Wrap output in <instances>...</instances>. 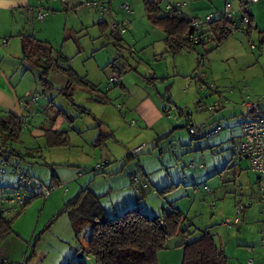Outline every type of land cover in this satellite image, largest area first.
<instances>
[{
	"label": "rangeland",
	"instance_id": "rangeland-1",
	"mask_svg": "<svg viewBox=\"0 0 264 264\" xmlns=\"http://www.w3.org/2000/svg\"><path fill=\"white\" fill-rule=\"evenodd\" d=\"M117 2V6L126 3ZM131 2L136 3L131 8V20L127 18L122 31L117 29L122 37L119 50L108 36L111 24L103 34L96 23L102 19L120 22L125 17L101 14L99 0H90L79 9L56 7L58 11L50 12L48 21L39 20L35 12L25 25L27 31L37 26L38 38L48 39L54 55L57 52L65 55L68 58L65 65L98 89L75 86L70 101L59 92L66 84L62 72H50L48 79L53 88L44 92L40 71L33 65L19 66L13 78L16 90L24 92L21 94L25 100L36 96L37 108L42 104H48L49 108L39 115H28L30 128L23 127L20 141L12 144L21 152L25 147L39 146L41 159L10 155L11 161L47 186L54 168L73 171L75 175L80 170L81 174L65 184L53 183L46 197L32 199L23 211H8L6 217L12 220L13 233L2 241L0 250L5 248L17 256L15 262L28 264H65L66 257L73 258V250L86 245L89 231L85 227L76 236L67 211H60L65 201L88 183V188L99 195L108 217L119 213L112 208L119 200L134 201L149 215L173 207L185 214L182 226L188 227V235L180 233L168 238L165 247L157 252L156 264H181L182 249L178 245L195 240L205 230L227 256V264H264L262 191L248 160L238 156L242 136H228L230 132L238 134L239 126L233 128L224 116L220 119L223 129L207 136L191 135L184 126L189 122L207 123V130L213 129L215 83L222 90L223 101L224 98L239 101L241 96L251 94L253 84L256 87L264 84V0L251 3L243 0V8L238 4L240 0H180L177 5L182 12L200 18L209 11L223 10L225 3L230 2L228 11L251 14L252 33L250 39L232 35L233 39L242 40L241 47L225 44L203 55L206 50L197 46L164 56H160L165 47L161 40L163 32L147 19L142 0ZM57 3L54 5L59 6L60 2ZM127 10L130 11V5ZM109 77H115L118 83L112 84ZM167 85L169 91L164 96ZM148 96L165 105L160 119L151 122L152 115L148 117L150 123L135 115V109L143 107L142 102ZM199 105H203L201 110L197 108ZM82 108L89 112H83ZM58 109L73 117L71 123L63 117L60 125L68 130L70 145L46 146L43 139L31 137L29 131L37 124L52 125V120L43 122L49 113L62 118ZM98 134L104 136L97 144ZM1 140L8 143L4 130L0 129V145ZM135 148H139L138 152H134ZM106 161L105 173L93 171ZM192 162L196 167H191ZM234 164H240L239 174ZM131 175L139 179L137 189L131 186ZM3 177L12 184L16 182L12 175ZM170 184L176 186L163 192ZM237 207H241L238 213L241 221L234 224ZM257 257L262 260L252 263L251 259ZM81 260L83 264L94 263L87 254Z\"/></svg>",
	"mask_w": 264,
	"mask_h": 264
},
{
	"label": "trees",
	"instance_id": "trees-1",
	"mask_svg": "<svg viewBox=\"0 0 264 264\" xmlns=\"http://www.w3.org/2000/svg\"><path fill=\"white\" fill-rule=\"evenodd\" d=\"M167 4L171 6L169 9L165 8ZM238 4L241 8L244 7L243 0H240V3ZM176 6L177 5L169 2L162 5V0H143L142 9L144 10L147 19L151 21L152 25L161 29L164 34L163 41L164 46H166L164 54L176 55L184 49H195L197 46L204 47L210 42L212 44L215 43L217 46L218 43L222 42L227 37L220 35L216 31V26L223 23H231L235 19L224 18L225 13L219 17H215L217 25L215 26L212 37L202 43L192 44L187 39V32L190 28L188 20L189 15L184 14L181 11L178 12L180 9ZM247 15L250 21L248 25L249 33L247 34L249 37L253 26L251 25V14L248 13ZM109 16H111L110 13ZM121 22L122 21L115 22L117 23V27H111L108 34L113 45L118 47V50L120 49L119 47H121L122 37L117 32V29L124 27ZM96 24L104 34L106 28L109 27V24L111 23H106V21L103 20ZM20 36V52H22L21 60L27 64L34 65L40 71L39 80L44 92L53 88V85L48 79V75L54 70L62 72L66 76L65 87H62L59 92L60 94L65 95L70 101H72L71 96L75 86L93 91L98 89V87L92 85L85 77L76 75V71L71 66L65 65L68 61V58L65 55L61 52H57L54 55V51H52L53 48L49 42L36 39V37L31 34H22ZM215 44L209 50L204 51L203 55L215 49ZM110 78L114 79L113 81L109 80L112 84L118 83V80L115 77H109V79ZM152 78L156 77L153 76ZM165 91L164 96L169 91V85L166 86ZM106 97L105 94L103 98L105 99ZM164 99L168 102L169 96H166ZM82 110H84L83 112H89L86 108H82ZM57 114H61L66 120H68V122H72L73 117L66 115L63 110L58 109ZM190 124L192 123L189 122L184 125L187 130ZM203 124L207 130L208 124ZM216 126L218 125L213 126V128ZM23 127H26V121H23L22 117L11 112H3V114H0V129L4 130L6 141H8V143L5 144V141L1 140L0 156L5 154L9 158L10 155H15L19 158H26L27 156H34L35 152L41 151L37 147H33L28 153H22L13 147V143L20 141ZM42 130V136L46 146L55 147L70 145V138H68L69 135L67 129L49 127ZM168 135L169 133L163 137ZM103 136V134H98V138H96L95 142L97 144L102 142ZM38 156L41 157L40 154ZM14 164L17 166V163ZM104 166L105 164L100 165L97 169H93V171L95 173H103ZM194 167H196V165ZM9 173L10 172H6L5 174L0 173V178H4L3 176L8 175ZM27 173L29 174V172ZM134 176L135 175H131V186L133 182L132 177ZM138 182L139 179L136 182V185ZM136 185L132 188L137 189ZM174 186L176 185L170 184L169 186H165L162 191H170ZM12 188L13 186L10 184L4 185L0 183V189H4V191H0L1 193H7ZM38 196H43L38 190H34L33 193L28 194L26 201L23 202L24 204L18 209V212L23 211L26 204ZM99 198V195L91 191L87 185L80 188L73 197L65 201L63 208L60 211H67L71 223L70 227H72L76 236L85 227L89 231L88 237L86 238V246L83 248V254L91 256L94 261L93 264H156L157 252L165 247L168 238L180 233L181 235L187 236L189 233L188 227L183 228L182 226L186 220V216L177 208L173 207L169 209L170 211L163 210L160 214L158 213V215H149L144 211H141L136 205L108 217ZM8 211H10L9 208L0 210V244L6 239V237L13 233V229H11L12 220L9 217H6ZM200 234L201 235L195 240L190 242L185 241L178 245V247H181L182 249V258L180 259L181 264H227V256L221 248L216 246L217 244L213 235L211 233L209 234L207 230ZM25 262L26 261H23L24 264ZM18 263L19 262L10 261L9 259H7L6 262L0 260V264ZM65 264H83V261L81 258H77L72 262L67 261Z\"/></svg>",
	"mask_w": 264,
	"mask_h": 264
},
{
	"label": "crops",
	"instance_id": "crops-1",
	"mask_svg": "<svg viewBox=\"0 0 264 264\" xmlns=\"http://www.w3.org/2000/svg\"><path fill=\"white\" fill-rule=\"evenodd\" d=\"M90 0H53L52 2H49V0L47 1H43V0H0V114L3 112H11L19 117L24 118V121H26V127L27 129H29V119L32 114H36L39 115L44 109L49 108V105L46 104H42L39 105L38 108L34 105L36 103V101L32 102L29 105L24 104V99L22 98L21 93H24L22 91H17L16 90V83L13 82V78L15 75H17V72L19 70V66H23V65H32V64H27L24 61L21 60L22 57V52L21 51V40L19 39L22 34H31L34 37H36V39L39 40H44V41H48L47 38H38L40 37L38 34V30H37V26H32L28 29V31L26 30L25 25L28 24L30 17H32V14H34L35 12L37 13V18H39V20H43L45 18H47L48 15H50V12H57L58 10H56V7H65V8H81L84 7L83 4H88ZM101 3V14L104 13H110L111 17H127L129 20L131 13H132V9L134 5H136V3L133 5L131 4V0H125L127 4L130 5V11L128 10H124L123 7H121L122 3L119 4L117 6V0H99ZM137 1V0H135ZM166 1L171 2V4L177 5V3L180 2V0H162V5H164L165 3H167ZM59 6H55L54 4H58ZM142 6H143V0H142ZM178 7V6H177ZM180 9V8H179ZM218 9H216L215 11H209L207 12V14L211 13L213 16L215 17H219L221 16L225 11L226 8L225 6L223 7V10L217 12ZM144 11V10H143ZM181 11V9H180ZM182 12V11H181ZM184 14H187L185 12H182ZM214 13V14H213ZM238 14V13H237ZM103 18V17H102ZM119 19V18H118ZM49 19L47 18L46 21H48ZM106 21V23L108 22V20L102 19L99 20L100 21ZM97 22V23H98ZM252 33V32H251ZM236 36L237 34L239 35H244L247 36L246 34H242V33H234ZM232 34V35H234ZM229 36L226 39H224L222 42L218 43V45L216 46L215 44V50L217 48H219L222 45L226 46H232L233 47H237L240 46L241 47V43H239L242 40H237V38ZM251 34L249 35L248 39H250ZM164 34L161 36V40H163ZM241 39V38H240ZM214 44H211V46H204L203 48L205 50H209L210 48H212L214 46ZM251 44V43H250ZM164 46V45H163ZM203 49V50H204ZM10 50V51H9ZM13 50V52H12ZM166 50V46L164 47V50L162 53H160V56H164V51ZM166 55V54H165ZM253 57L254 55L251 54ZM34 66V65H33ZM35 67V66H34ZM16 77V76H15ZM217 84L215 83V101H214V107H215V125H221V120L223 119V116L226 117L225 119L230 120V122H228L226 120L227 124H230V126H232L233 128H236L237 126H239L240 130L239 133L236 134L234 132H230V134L228 136H232V135H238L239 137H241L243 135V124L244 122L248 119L247 118V112L245 111V107L243 106L244 102L247 100H252L255 99L257 97H264V84H262L259 87H256L254 84L252 85L253 87L250 88L252 90V92H250L251 94H246L244 96H241V99L239 101L236 100H231V99H227L224 98V101L222 100L223 95L221 94V91L219 90L218 86H216ZM156 93L158 94V92L156 91ZM161 95V94H159ZM241 95V94H240ZM32 97V96H31ZM22 98V99H21ZM143 107L141 108H137L135 109L137 112H135V115H137L141 121L143 120V122H147L150 123V119L148 117H150L152 115V121H155V119H160L162 116V112L165 105L161 106L160 105V101L157 99H154L150 96H148L146 99L143 100L142 102ZM223 108V109H222ZM140 109V110H139ZM219 109H222L221 112L217 111ZM40 112V113H39ZM183 110L181 109V114H182ZM38 117V116H37ZM219 117V118H218ZM45 118V117H44ZM46 120H52V125L47 126V125H43V124H37L34 126H31L32 129L29 131L31 137H36V138H41L43 139V130L44 128H49V127H54V128H59L62 129V123L64 122L63 120V116L61 117H57L56 114L49 113V115L46 116V119H44L43 122H45ZM186 121V120H185ZM235 121V123L233 124V122ZM43 125V126H42ZM223 129V126L221 127L220 130L221 131ZM232 130V129H231ZM217 131V133H218ZM22 135V133H21ZM44 140V139H43ZM96 140V139H95ZM45 145V143H44ZM14 147V146H13ZM39 150H41V148L39 146H36ZM33 147H25V151L24 152H29L30 149ZM16 150H18L19 152H21L19 149L15 148ZM239 151V150H238ZM42 150L40 152H35L34 156H27L26 158H39L41 159L42 157ZM23 153V152H22ZM41 153V154H40ZM41 155V157H39L38 155ZM43 164H47V162H44ZM105 166L108 164V162L106 161ZM103 164V165H104ZM240 164H237L235 166V170H236V174H239V167ZM104 166V168H105ZM250 167V165H249ZM103 168V173H105V169ZM55 169V168H54ZM52 171V174L50 176L49 182H48V186L50 189L53 187V183L60 185V184H65L67 182L70 181V178L73 177V179L75 177H78L76 175H79L78 173L81 172L80 170L76 171V175L74 174L73 171L70 172H63V171H58V169ZM32 176H34L35 178H37L36 175L31 174ZM39 175L41 176V174L39 173ZM257 178V177H256ZM40 179V178H38ZM0 180L2 182H0L1 184H10L11 186L15 187L16 186V182L15 183H11L9 181H6L1 179ZM42 181V179H40ZM257 181V180H256ZM89 187V184H83L82 186L79 187L82 188L84 186ZM112 185L109 186V190H112ZM78 189V190H79ZM77 190V191H78ZM76 191V193H77ZM75 193V194H76ZM74 194V195H75ZM73 195V196H74ZM72 196V197H73ZM119 204L113 205V212L116 213L117 212H121L123 210L129 209L131 207L136 206L134 201H118ZM103 207V206H102ZM104 208V207H103ZM105 210V208H104ZM106 211V210H105ZM106 213V212H105ZM252 218V217H250ZM87 242V240H86ZM178 244H176L177 246ZM86 246V245H85ZM84 245L82 247H76L73 252V258H69L66 257L67 261H71V260H75L78 257L74 258V255H76V253H78V251H83V248L85 247ZM5 249V248H4ZM0 250V256L5 257L7 259H9L10 261H16L17 256H15L14 254H11L10 252L8 253L7 250ZM261 250H264V248H262ZM262 255H264V252L261 253ZM84 255V254H83ZM262 260V257L260 258H256V259H251L252 263H259ZM25 264H28L27 261L25 262Z\"/></svg>",
	"mask_w": 264,
	"mask_h": 264
},
{
	"label": "built area",
	"instance_id": "built-area-1",
	"mask_svg": "<svg viewBox=\"0 0 264 264\" xmlns=\"http://www.w3.org/2000/svg\"><path fill=\"white\" fill-rule=\"evenodd\" d=\"M246 2H256L258 0H245ZM231 3L226 2L224 12V18L226 19H234L231 23H223L217 25V21L215 16L212 14H207L204 18L196 17V16H188L190 28L187 32V39L190 43H202L203 41H207L212 37L214 33V29L216 26V31L222 35L223 37H229L234 33H242L248 34V25H249V17L246 13H241L239 16L237 13L228 11L231 8ZM178 6V5H177ZM176 6V7H177ZM121 7L124 10L129 8L127 3H123ZM170 5H166L165 8H170ZM180 10H178L179 12ZM128 19L125 18L122 20L121 24L125 25ZM112 28L117 27V23L110 22ZM122 31V29H121ZM253 44L250 47L253 49ZM113 81V78L109 79ZM37 97L32 96L28 100L24 101V104L29 105L32 102L36 101ZM214 106V105H213ZM211 106V109L214 107ZM243 106L246 108L247 112V120L243 124V135L242 141L239 147V156L248 160L250 169L257 174V181L260 184L262 202H264V97H257L252 100H247L244 102ZM203 105H199L197 108L202 109ZM24 121V118H23ZM221 129V126L218 125L214 127L212 130H206L205 125L203 123L199 125L190 124L188 126V133L191 135L198 136H207L215 131ZM139 148H135L134 152L138 151ZM191 167H194L195 164L192 162ZM100 165H97L99 167ZM6 172H10L9 174L15 178L16 186L13 187L7 193H0V210H5L9 208L10 210H18L23 206V202L26 201L28 194L33 193L34 190H38L42 193L44 197H46L50 188L43 185L41 181L37 178L30 176L26 171H23L20 167L16 166L14 162L11 161L9 157L5 154L0 156V173L5 174ZM81 174L80 172L78 173ZM132 187L136 185L138 181L137 177H132ZM240 208H236V216L234 217V224L240 223V219L238 217V213L240 212ZM0 260L3 262L7 261V258H2L0 256ZM18 264H24L23 261Z\"/></svg>",
	"mask_w": 264,
	"mask_h": 264
},
{
	"label": "water",
	"instance_id": "water-1",
	"mask_svg": "<svg viewBox=\"0 0 264 264\" xmlns=\"http://www.w3.org/2000/svg\"><path fill=\"white\" fill-rule=\"evenodd\" d=\"M83 256V251H78L77 257L81 258Z\"/></svg>",
	"mask_w": 264,
	"mask_h": 264
}]
</instances>
